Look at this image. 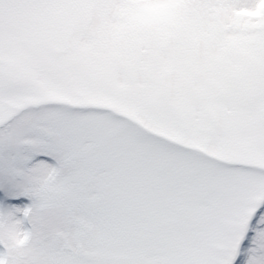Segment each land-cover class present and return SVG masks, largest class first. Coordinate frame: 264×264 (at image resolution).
I'll return each mask as SVG.
<instances>
[{
    "label": "snow or ice",
    "instance_id": "snow-or-ice-1",
    "mask_svg": "<svg viewBox=\"0 0 264 264\" xmlns=\"http://www.w3.org/2000/svg\"><path fill=\"white\" fill-rule=\"evenodd\" d=\"M0 264H264V0H0Z\"/></svg>",
    "mask_w": 264,
    "mask_h": 264
}]
</instances>
